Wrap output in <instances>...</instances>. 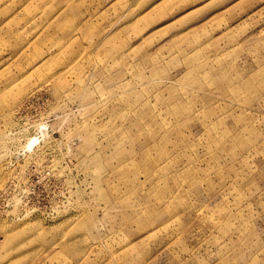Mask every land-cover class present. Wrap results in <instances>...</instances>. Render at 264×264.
<instances>
[{
  "label": "rangeland",
  "instance_id": "374dc122",
  "mask_svg": "<svg viewBox=\"0 0 264 264\" xmlns=\"http://www.w3.org/2000/svg\"><path fill=\"white\" fill-rule=\"evenodd\" d=\"M162 1L0 0V264H264V0Z\"/></svg>",
  "mask_w": 264,
  "mask_h": 264
},
{
  "label": "crops",
  "instance_id": "0c3cea01",
  "mask_svg": "<svg viewBox=\"0 0 264 264\" xmlns=\"http://www.w3.org/2000/svg\"><path fill=\"white\" fill-rule=\"evenodd\" d=\"M173 1H175V0H163L161 2V4L163 6H162V8H159L160 9V12H161L160 15L163 13V11H165L168 8L169 5H171V4L174 3ZM153 8H157V4H153L152 5V8H151L152 13L150 11V13L148 14V16L151 18V22L156 19V13L158 12L157 10L156 11H153ZM142 15L145 16V14H142Z\"/></svg>",
  "mask_w": 264,
  "mask_h": 264
},
{
  "label": "bare ground",
  "instance_id": "6f19581e",
  "mask_svg": "<svg viewBox=\"0 0 264 264\" xmlns=\"http://www.w3.org/2000/svg\"><path fill=\"white\" fill-rule=\"evenodd\" d=\"M30 142H31V141H29V144H30ZM29 144H28V145H29Z\"/></svg>",
  "mask_w": 264,
  "mask_h": 264
}]
</instances>
